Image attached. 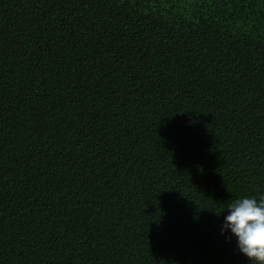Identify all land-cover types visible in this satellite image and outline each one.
<instances>
[{"label":"trees","instance_id":"16d2710c","mask_svg":"<svg viewBox=\"0 0 264 264\" xmlns=\"http://www.w3.org/2000/svg\"><path fill=\"white\" fill-rule=\"evenodd\" d=\"M264 0H0V264H253Z\"/></svg>","mask_w":264,"mask_h":264},{"label":"clouds","instance_id":"9594fccd","mask_svg":"<svg viewBox=\"0 0 264 264\" xmlns=\"http://www.w3.org/2000/svg\"><path fill=\"white\" fill-rule=\"evenodd\" d=\"M225 211L221 235L234 237L239 252L253 264H264V195L238 198Z\"/></svg>","mask_w":264,"mask_h":264}]
</instances>
